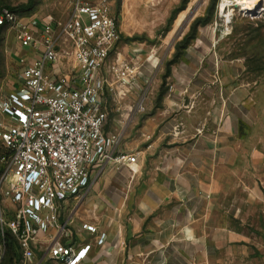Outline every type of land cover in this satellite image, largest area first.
<instances>
[{
  "label": "crops",
  "instance_id": "crops-1",
  "mask_svg": "<svg viewBox=\"0 0 264 264\" xmlns=\"http://www.w3.org/2000/svg\"><path fill=\"white\" fill-rule=\"evenodd\" d=\"M164 3L168 13L180 0ZM122 4L136 12L142 0H122ZM8 53V60H18L16 45ZM25 55L27 60L35 56ZM179 57L167 88L147 103L146 117L132 115L130 153H138L137 162L94 166L81 195L60 204V223L65 222L69 232L60 239L90 244L80 264H234L221 261L220 253L235 251L232 242L241 237L231 226L237 210L233 163L247 134L240 132L228 110L220 116L218 108H200V119L192 108L182 110V53ZM205 61L198 71L216 78L218 58ZM4 63L1 58V68ZM107 66L104 72L112 87L115 77ZM210 84L205 89L215 93L210 97L214 102L218 89L213 81ZM102 101L107 112L103 97ZM121 129L113 133L121 137ZM83 224L95 231L82 228ZM54 234L50 229L48 235ZM101 234L104 240L97 244ZM46 238L39 235L38 247Z\"/></svg>",
  "mask_w": 264,
  "mask_h": 264
},
{
  "label": "built area",
  "instance_id": "built-area-1",
  "mask_svg": "<svg viewBox=\"0 0 264 264\" xmlns=\"http://www.w3.org/2000/svg\"><path fill=\"white\" fill-rule=\"evenodd\" d=\"M2 24H17L21 67L16 86L0 95V262L8 230L19 245L18 264L33 260L40 234L47 237L40 261L80 264L90 244L60 239L69 234L65 222L59 221L60 204L81 195L94 166L133 164L138 159L137 152L120 147L118 133L105 129L102 96L111 84L104 70L118 39L117 18L107 0H74L65 20L35 26L21 23L4 6ZM27 48L35 50L30 60L20 53ZM67 56L73 59L72 69L64 72L60 62ZM136 70L135 64L107 66L126 87ZM4 200L12 205L10 219ZM82 228L95 231L87 224ZM50 229L54 235H48ZM103 240L101 234L97 244Z\"/></svg>",
  "mask_w": 264,
  "mask_h": 264
},
{
  "label": "rangeland",
  "instance_id": "rangeland-1",
  "mask_svg": "<svg viewBox=\"0 0 264 264\" xmlns=\"http://www.w3.org/2000/svg\"><path fill=\"white\" fill-rule=\"evenodd\" d=\"M73 1L0 0V8L9 7L18 21L35 26L65 20ZM155 1L142 0L136 12H128L122 0H107L118 25V39L107 63L131 67L135 64L137 70L128 87L115 80L111 88L104 90L105 128L111 132H119L122 128L119 144L130 152L132 115L146 117L149 113L147 103L157 100L167 88L168 76L182 53V110L192 108L190 111H195L197 119H200L197 113L200 108H218L220 116L222 110H228L240 132L247 134L239 142L240 155L233 163L237 210L233 211L235 217L231 226L241 237L232 242L236 250L221 252L220 260L234 264H264V5L259 8L261 13L254 16L241 14L236 7L230 6L232 16L226 24L218 11L220 0H184L182 9L176 10L180 0L173 14L172 11L164 12L165 0H161L162 6L154 5ZM16 26L4 24L0 27V63L1 58L5 61L2 68L0 66V95L11 91L18 82L21 66L18 60L7 59L11 46L17 44ZM26 52L33 55L35 50L27 48L20 53ZM212 56L218 58L219 63L216 78L198 71L199 65ZM72 63L71 56L62 58L61 70L70 71ZM228 70L231 74L226 73ZM210 81L218 89L214 102L210 97H215V93L210 94V89H205L211 85ZM141 100L143 110L138 111ZM224 119L225 113L219 123ZM3 151L0 144V154ZM2 206L6 219H10L12 205L4 200ZM65 213L67 215L68 210ZM62 219L61 214L59 221ZM42 246L34 248V258L29 264H61L40 261L44 254ZM20 260V249L14 243L4 248L0 264H14Z\"/></svg>",
  "mask_w": 264,
  "mask_h": 264
},
{
  "label": "bare ground",
  "instance_id": "bare-ground-1",
  "mask_svg": "<svg viewBox=\"0 0 264 264\" xmlns=\"http://www.w3.org/2000/svg\"><path fill=\"white\" fill-rule=\"evenodd\" d=\"M261 5H264L261 0H220L218 11L227 24L232 16L230 6L236 7L241 14L254 16L258 12L261 13Z\"/></svg>",
  "mask_w": 264,
  "mask_h": 264
},
{
  "label": "trees",
  "instance_id": "trees-1",
  "mask_svg": "<svg viewBox=\"0 0 264 264\" xmlns=\"http://www.w3.org/2000/svg\"><path fill=\"white\" fill-rule=\"evenodd\" d=\"M184 2V0H181V4H180V6L178 7V8H176V10H180V9H182V3ZM6 7V6H5ZM9 8V7H8ZM10 9V8H9ZM175 11V9L172 11V14H173V12ZM172 14L170 15V17L172 16ZM2 25H4V24H2ZM2 25H0V27L2 26ZM0 171H1V169H0ZM4 248L8 245V246H10V245H12V244H14V243H17V240H16V238L12 235V234H10L9 233V231L8 230H5V232H4ZM17 245H18V243H17ZM18 249H19V245H18ZM14 264H18V261L16 262V263H14Z\"/></svg>",
  "mask_w": 264,
  "mask_h": 264
}]
</instances>
